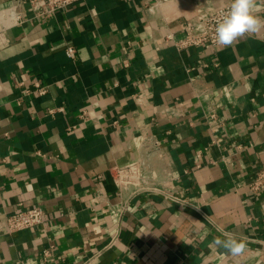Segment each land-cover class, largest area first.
<instances>
[{
    "label": "crops",
    "instance_id": "crops-1",
    "mask_svg": "<svg viewBox=\"0 0 264 264\" xmlns=\"http://www.w3.org/2000/svg\"><path fill=\"white\" fill-rule=\"evenodd\" d=\"M230 3L81 0L41 17L22 3L19 23L0 0V264H264V188L249 190L264 170V30L229 47L166 38ZM37 79L48 93L24 94ZM139 161L156 190L114 182ZM31 206L43 223L11 233L7 216ZM225 234L246 252L208 247Z\"/></svg>",
    "mask_w": 264,
    "mask_h": 264
},
{
    "label": "built area",
    "instance_id": "built-area-1",
    "mask_svg": "<svg viewBox=\"0 0 264 264\" xmlns=\"http://www.w3.org/2000/svg\"><path fill=\"white\" fill-rule=\"evenodd\" d=\"M81 0H16L15 9H13V16L17 22L22 23L24 17L18 11L20 4H29L32 12L36 17H41L47 14H54L57 11H63L75 3ZM230 4H226L216 9L213 12L200 14L192 21L183 24L182 29L184 31L182 37L176 36L174 33H170L166 36L168 40H172L174 46L178 50H184L189 47L201 46L209 43L215 47H221L215 40V27L216 24L223 19ZM75 48L70 46L67 48V54L71 58L75 57ZM24 87V94L33 96H45L48 93V85L41 79L34 80L30 86H26L24 83H20ZM52 110L51 113H54ZM212 120L218 126L220 122L215 120L212 116ZM76 128L73 126L72 129ZM143 147L150 150L152 154L159 150L160 144L157 139L144 140ZM202 151H199L198 157H200ZM147 166L144 161H139L138 164L125 169H117L113 173L114 182L121 188L135 187L136 192L141 189L147 191L156 190L153 184L148 182L149 175L146 172ZM151 172V170H150ZM264 188V170L258 172L254 180L249 185V190L253 196L259 194ZM45 218V211L41 206H31L19 209L17 212L7 216L8 229L11 233H17L26 229H30L39 226L43 223Z\"/></svg>",
    "mask_w": 264,
    "mask_h": 264
},
{
    "label": "clouds",
    "instance_id": "clouds-1",
    "mask_svg": "<svg viewBox=\"0 0 264 264\" xmlns=\"http://www.w3.org/2000/svg\"><path fill=\"white\" fill-rule=\"evenodd\" d=\"M264 0H231L230 7L215 27V40L222 47L232 46L240 38L264 30V16L258 14ZM209 248H221L227 254L237 257L246 252V242L225 234L222 239L214 237Z\"/></svg>",
    "mask_w": 264,
    "mask_h": 264
}]
</instances>
